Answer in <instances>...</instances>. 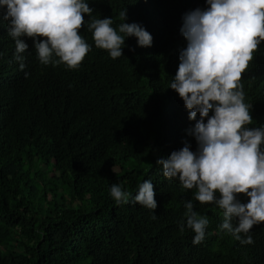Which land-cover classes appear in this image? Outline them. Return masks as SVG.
<instances>
[{
    "label": "trees",
    "instance_id": "16d2710c",
    "mask_svg": "<svg viewBox=\"0 0 264 264\" xmlns=\"http://www.w3.org/2000/svg\"><path fill=\"white\" fill-rule=\"evenodd\" d=\"M86 2L93 11L79 34L91 49L76 68L55 54L42 63L29 37L21 68L0 18V264H264V222L242 233L254 240L242 244L220 229L223 209L196 201V188L157 164L185 144L197 149L195 121L170 84L187 46L182 17L206 0ZM106 17L121 35L124 22L143 25L152 46L129 37L124 55L112 58L88 28ZM240 82L253 117L245 127L264 126V41ZM145 180L154 185V211L134 202ZM113 184L131 193L129 203L115 201ZM188 200L209 220L199 244L187 227Z\"/></svg>",
    "mask_w": 264,
    "mask_h": 264
},
{
    "label": "clouds",
    "instance_id": "9594fccd",
    "mask_svg": "<svg viewBox=\"0 0 264 264\" xmlns=\"http://www.w3.org/2000/svg\"><path fill=\"white\" fill-rule=\"evenodd\" d=\"M206 5L182 17L180 32L187 46L180 50L178 70L170 84L189 110V119L195 121L189 134L197 149L192 151L191 144H185L157 164L165 177L178 178L186 189L196 188V201L224 210L221 230L242 244H253L251 235L242 238L241 234L264 222V126L245 127L253 117L240 81L253 52L264 41V0H206ZM92 11L86 0H0V18L9 22L21 68L23 53L29 49L24 37L33 39L42 63L48 64L55 54L69 67H78L91 49L79 30L85 25L84 14ZM120 15L126 21L127 9ZM112 24V17H106L88 25L94 30L95 45L108 50L112 58L124 55L129 37H135L139 47L152 46L154 38L143 25L124 22L119 25L121 35ZM240 193L250 200L242 202ZM110 194L117 203L130 202L131 193L118 184L111 186ZM154 197L153 182L145 180L134 202L154 211L158 207ZM184 206L187 227L196 233L193 243L199 244L209 220L194 210L192 200ZM184 226L181 221V231Z\"/></svg>",
    "mask_w": 264,
    "mask_h": 264
}]
</instances>
